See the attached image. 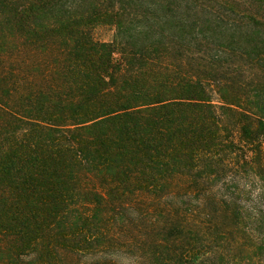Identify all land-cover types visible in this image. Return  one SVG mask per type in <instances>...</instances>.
<instances>
[{
    "label": "trees",
    "instance_id": "1",
    "mask_svg": "<svg viewBox=\"0 0 264 264\" xmlns=\"http://www.w3.org/2000/svg\"><path fill=\"white\" fill-rule=\"evenodd\" d=\"M0 264H264V0H0Z\"/></svg>",
    "mask_w": 264,
    "mask_h": 264
},
{
    "label": "rangeland",
    "instance_id": "2",
    "mask_svg": "<svg viewBox=\"0 0 264 264\" xmlns=\"http://www.w3.org/2000/svg\"><path fill=\"white\" fill-rule=\"evenodd\" d=\"M105 39H108V36L107 35H104Z\"/></svg>",
    "mask_w": 264,
    "mask_h": 264
}]
</instances>
